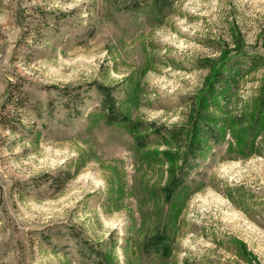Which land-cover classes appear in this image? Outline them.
<instances>
[{
  "label": "rangeland",
  "instance_id": "rangeland-1",
  "mask_svg": "<svg viewBox=\"0 0 264 264\" xmlns=\"http://www.w3.org/2000/svg\"><path fill=\"white\" fill-rule=\"evenodd\" d=\"M0 264H264V0H0Z\"/></svg>",
  "mask_w": 264,
  "mask_h": 264
},
{
  "label": "trees",
  "instance_id": "trees-1",
  "mask_svg": "<svg viewBox=\"0 0 264 264\" xmlns=\"http://www.w3.org/2000/svg\"><path fill=\"white\" fill-rule=\"evenodd\" d=\"M134 6H138V5H136V3H135V5ZM219 75L217 76V80H216V83H219L220 81H222L223 80V78H224V76H223V74L222 73H218ZM116 118V117H115ZM109 119L111 120V121H113L114 120V117H112V114H110L109 115ZM200 147V144L199 143H192L191 144V148H192V150L195 152V150H196V148L198 149Z\"/></svg>",
  "mask_w": 264,
  "mask_h": 264
}]
</instances>
